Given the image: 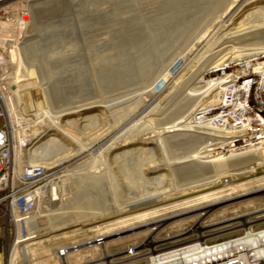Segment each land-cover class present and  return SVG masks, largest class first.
<instances>
[{
    "label": "rangeland",
    "instance_id": "rangeland-1",
    "mask_svg": "<svg viewBox=\"0 0 264 264\" xmlns=\"http://www.w3.org/2000/svg\"><path fill=\"white\" fill-rule=\"evenodd\" d=\"M39 2L35 6L38 27L31 16L26 37L0 48V76L15 77L22 84L20 90L26 91L22 109L13 103L12 116L26 122L28 136L40 134L41 141L55 137L46 119L51 116L60 122L66 116L70 132L87 146L78 147L72 155L58 153L64 175L57 200L46 196L41 202L38 215H44V225L49 217L71 208L74 217L78 210L94 211L88 215L94 216L96 210L112 211L128 203L139 192L165 193L158 203L72 222L57 232L41 224L31 239L16 240L10 235L8 245L18 242V264H63L57 251L65 245L94 240L108 227L113 232L125 230L162 217L174 218L156 229L153 225L136 227L122 233V238L111 236L106 245L115 262H138L148 249L176 239L205 234L200 239L215 240L235 234L247 226L243 217L255 220L250 225L264 226V195L250 194L264 188V181L256 180L264 176V150L219 157L204 151L202 138L192 139L188 131L190 113L204 91L196 93L190 86L193 80L203 79L212 63L249 54L264 58V0ZM30 111L35 114L32 118ZM18 132L23 139L22 131ZM170 134L178 137L176 144L166 143ZM132 143L137 145L131 156L117 165L107 164L116 158L118 149ZM19 147L24 162L23 150L29 145L23 141ZM185 157L193 160L185 162ZM190 162L186 180L181 173ZM249 164L255 170L235 175L236 167ZM201 179L206 185H183ZM127 181L133 187L129 193ZM224 199L204 216L195 215L199 211L188 213ZM197 220L202 229L195 231ZM114 221L116 225L110 226ZM148 236L157 243L146 245ZM2 241L0 234V246ZM78 247L77 253L68 247L70 264H95L104 257L99 245Z\"/></svg>",
    "mask_w": 264,
    "mask_h": 264
},
{
    "label": "built area",
    "instance_id": "built-area-1",
    "mask_svg": "<svg viewBox=\"0 0 264 264\" xmlns=\"http://www.w3.org/2000/svg\"><path fill=\"white\" fill-rule=\"evenodd\" d=\"M30 1L0 0V48L26 37L31 23ZM208 67L203 79L199 76L190 84L191 88L198 90V94L201 88L204 89L201 101L190 113V137L202 138L204 151H213L219 157L264 150V58L239 55ZM16 149L4 110V98L0 94V234L3 240L0 264H18V242L10 246L8 238L10 235L16 240L34 237L36 230H30L29 224L38 215L46 196L57 200L58 183L64 175V169L59 164L19 161ZM263 231L264 226L251 225L232 235L200 241V246L220 252L247 235ZM194 239H176L156 245L155 252L148 254V249L145 257L131 264H152L156 253L186 246ZM116 262L122 264V261ZM95 264L114 263L102 257ZM197 264H264V256L253 257L249 250L236 249Z\"/></svg>",
    "mask_w": 264,
    "mask_h": 264
},
{
    "label": "bare ground",
    "instance_id": "bare-ground-1",
    "mask_svg": "<svg viewBox=\"0 0 264 264\" xmlns=\"http://www.w3.org/2000/svg\"><path fill=\"white\" fill-rule=\"evenodd\" d=\"M30 2H29L30 3L29 4V8H30V11L32 13V15H31L32 16V23L34 24V26L38 27L37 21L35 20V17H36L35 6H36V4H40V2H39V0H31ZM30 25H31V23H30ZM50 50L51 49H49V51ZM63 64H64V61H63ZM9 77L10 76H4L3 74H1V76H0V94L4 98V110H5L6 117H7L8 123H9L11 138L16 143V146H17L15 154L19 158V161L22 159L21 158L22 150L20 148H18L19 147L18 145H20L23 141H24L25 144L29 145V147L25 150V153H24L25 154V161L28 162V163H31V164L44 163V164H49V165H55V163L58 164L57 163L59 161L58 160V153L60 151L63 152L64 155H72L78 150V147H80L79 149H86V147H87L86 144L83 143V142H79L76 139V137L70 132V130H69L70 124L67 123L66 116L60 122L59 121L56 122V121L52 120L51 116H49L46 119L47 120L46 121L47 127L49 128V130L50 129L54 130L53 134H55V137L53 138V140L50 139L51 137H49V138L44 139V140L41 141L40 134L37 135V136H33V137L31 135L28 136V134H26V132L24 130V129L27 128L26 126H28V125H26V122H21L18 119L13 118V116H12V109H14L13 108L14 104H17L18 107L22 109L23 104H22L21 100H22L23 96L26 94V91L24 89H23L24 91L20 90V86L22 84L20 85L19 80L16 81L15 77H11V78H9ZM16 77L18 78L19 76L16 75ZM149 95L150 94H147L146 96H149ZM16 97L17 98L19 97V100ZM12 99H14V100H12ZM40 104H41V102H40ZM28 116L30 118L31 116L32 117L35 116V114H34L33 111H30V112H28ZM129 121H131V119L128 120V122ZM137 123H139V122H137ZM126 124H128V123H126ZM136 127H137V125L134 126V128H136ZM18 131H22L23 137H24L23 139L20 137ZM129 133H130V130H129V132L127 131L124 134H125V136H127V134H129ZM167 138H168V140H166V143H168V144H176L177 143L178 137L175 134H170ZM30 140H31V142H30ZM62 140L65 141V142H68L67 144H71L72 147H69V146L65 145ZM115 141H117V140H115ZM59 144L62 145V147H63L62 149H58V147H61ZM135 145H137V143H132L131 145H129L126 148L118 149L117 154H116V158H114L111 161L107 162V164L116 163V165H117L118 161H120L121 159H123V158H125L127 156H131L133 154L134 150L136 149ZM185 159H186L185 162H187L189 160L190 161L193 160L192 157H190V158L185 157ZM190 164H193V163L190 162L189 164H186V168L188 170H186V172L183 171L181 173V177L182 178L186 177L187 178L186 180H189V177H190V176H187L188 175L187 173H189L188 172L189 169H192ZM178 168L183 170L182 168H184V167L178 166ZM178 168H176V169H178ZM180 169H178V170L180 171ZM253 170H255V167L252 164H249L247 166L243 165L241 167L238 166V167H236L235 175L241 177V176H244V175H246L247 173H249L250 171H253ZM190 171H192V170H190ZM263 178H264V176L256 178V180L257 181L258 180L264 181ZM124 184H125V187L127 189L126 193H129L128 190L132 191L131 189L133 187L132 186H127V185H132L129 181H127ZM183 185H187L190 188H195L196 186H202V185H206V184L203 183V180L201 179V180L196 181V182L186 181L185 184H183ZM137 186L139 187V185H137ZM153 186L155 187L156 185L154 184ZM135 193H138V191H136ZM139 193H138V196L136 198H134V199L130 198L131 200H129L128 203H125L123 205L119 204L120 206L116 207L112 211L96 210L98 215H94V216L93 215L92 216H88V215H91L92 212H94V211H91V212L87 213V212H85V210H78L79 211L78 214L75 215V217H74V215L72 213L73 208H71L69 210H65L68 213V215H65L66 212L58 213L55 216L49 217L47 222H46V224L44 225V222H45V220L43 219L44 215H37L32 220L31 224H29V228H30V230H37L38 227L40 229L41 226H39V225L42 224L43 227L44 226H47V227L51 226V230L50 231L57 232V231H59L61 229L63 230L65 228H67L68 225L71 224L72 222H77V221L78 222H84L85 220H91V219H95V218H98V217L108 216V215H111V214L113 215V214H116V213H125V212L131 211V210H133L135 208H138L139 206H142V205L144 206V205H147V204L158 203V202H160L163 199V194L165 192L160 190V191H155V192H153L150 195H148V194L144 195V194H139ZM255 193H256V195L258 194V196L259 195H264V188L257 189L255 191H251L250 194H255ZM224 201H225V199L224 200H218V201L209 202V203H207L205 205L198 206L197 208H194V209L188 211V213L193 212V211H196V212L199 211L195 215L204 216L208 212H210L212 209H215L218 206H220ZM82 209H84V208H82ZM155 211H157V210L152 211V213H154ZM137 216H138V218L142 217V216H139V215H137ZM261 217H263V216H261ZM133 218H137V217L134 216ZM172 218H174V217L173 216H171V217H162V218H159V219L152 220L150 223H144V224H141L139 226H134L132 228L125 229V230H117V231H114V232L111 230L110 227H108L107 229H104L105 230L104 234L101 232L102 235H100L96 239L94 238V240L91 239L88 242H85V241L76 242V243L73 242L69 246L74 249V251H75L74 253H77L78 251H80V249H78L79 248L78 245H82L84 243L87 244V247H91L93 245H95V246L99 245L102 248V250H103V256H104L103 259H105L107 262H112V263L116 264V262L114 261V254H110L108 252L107 245H106V243L110 241L109 238L111 236L116 235L117 236L116 238H122V237H124L122 235V233L126 232V230L131 231V230L135 229L136 227H143V226L146 227V226H149V225H153L154 228L156 229L159 226L161 227V225H163L166 221L171 220ZM243 218H245V219H243L245 221V223H243V225H247L246 227H248V225L251 226L250 224L253 221H255V220H253L251 218H247V219H246V217H243ZM199 219H201V218H199ZM127 220L128 219H126L124 221L126 222ZM195 223H196V225L194 226V230L195 231L202 229L200 220H197V222H195ZM109 225L110 226H114V225H116V222L115 221L111 222ZM246 227H244V228H246ZM94 229L95 228H93V230ZM96 229L98 230V228H96ZM75 231H78V230L74 229V232ZM64 233H67V232H64ZM59 234H61V233H59ZM54 235H58V234H54ZM199 236L200 237H197L193 241L187 243L186 246H181V247L175 248L173 250H168V251L156 253L155 255H153V263L152 264H197V263H199V262H201V261H203V260H205L207 258H211L213 256L222 254L224 252L228 253V252H230L232 250L235 251L236 249L249 250V252H251L253 257H262V256H264V231L259 233V234H256V235H247V236L241 238V240L236 241V243L234 242L231 245L227 246L226 248H223L220 252L211 251V250L202 248L200 246V241H203L204 239H200V238L205 237L207 235L200 234ZM107 238H108V240H107ZM97 240H101V241L97 242ZM145 242H146V245H152V244L157 243V240H154L153 237L148 236V238L146 239ZM69 246L65 245V246H63L62 248H60L57 251V254L63 260V264H67V263L70 264L69 262H67L68 260L66 261V259L68 258V255L70 254V249L68 248ZM155 249L156 248H152L151 251L148 252V254L149 253L151 254V253L155 252ZM24 257H25V259H27L26 256H24Z\"/></svg>",
    "mask_w": 264,
    "mask_h": 264
}]
</instances>
